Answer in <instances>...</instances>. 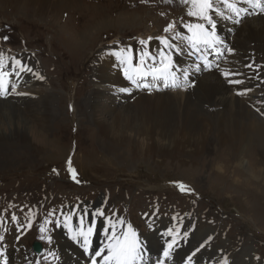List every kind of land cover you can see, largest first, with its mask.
<instances>
[{"label":"rangeland","instance_id":"374dc122","mask_svg":"<svg viewBox=\"0 0 264 264\" xmlns=\"http://www.w3.org/2000/svg\"><path fill=\"white\" fill-rule=\"evenodd\" d=\"M188 6L180 0H45L40 6L34 0L29 5L25 0H0V53L4 54L5 68L11 67L13 58L23 59L31 63L27 68L30 71L26 69L29 78L38 81L29 88L21 75L25 83L11 100L16 101L22 94L38 106L39 97L46 100L47 94L53 98L44 126L37 122L39 119H17L13 124L2 120L0 236L4 239L0 250L6 252L4 264H74L72 256L81 245L72 241L74 235H68L66 244L75 253L56 249L55 243H62L56 236L55 221L67 218L78 208L97 205L99 198L106 202L107 216L129 221L142 234L149 226L148 218L184 216L188 222H200L198 230L207 227L215 233L217 253L233 254L226 260L230 264H264V154L257 152L252 160L246 158L247 162H256L254 175L263 172L262 179L254 180L237 171L232 162L221 161L217 149L198 150L195 162L184 155L183 161L177 159L179 156L162 159L156 155L157 150L150 155L132 153L112 139L109 131L105 135L99 132V122L115 125L108 112L118 111L124 102L109 99V92L102 86L99 90L104 91L99 92L103 95L95 99L101 111L94 113L90 106V92L97 91L99 85L95 73L100 63L110 76L113 72L117 83L125 80L127 91L110 87L120 97L153 94L142 86H132L124 67L107 53L117 50V46L130 47L133 62H138L143 49L149 52L152 45L142 48L139 41L156 35L157 30L173 36L183 30L184 24L197 20L186 14ZM213 18L225 19L218 15ZM257 18L243 24L254 23ZM172 23L178 24L166 32ZM220 24L225 27V20ZM242 25L236 31L234 46L239 33L241 38L242 32L251 27ZM5 36L7 41L2 39ZM175 63L182 67L188 61L177 56ZM196 77L191 75L183 87L194 83ZM8 87L6 79L3 92ZM2 96L0 100H6ZM26 106L21 111L32 107ZM179 150L191 153L186 146ZM69 161L75 176L69 172ZM217 162L222 172L216 171ZM241 179L245 183L241 184ZM5 222L11 223L12 230L7 231ZM42 227L44 232L40 231ZM13 239L18 242L13 244ZM35 241L44 245L42 254L29 255L26 260L19 257L21 252L35 253L31 248Z\"/></svg>","mask_w":264,"mask_h":264},{"label":"bare ground","instance_id":"6f19581e","mask_svg":"<svg viewBox=\"0 0 264 264\" xmlns=\"http://www.w3.org/2000/svg\"><path fill=\"white\" fill-rule=\"evenodd\" d=\"M32 1L33 0H25L28 5L31 4ZM44 1L45 0H34V3L40 6ZM214 15L216 14H212V16ZM224 20L225 19H219L220 23ZM248 22L249 21L245 22L242 27H251L246 28L244 32L240 31L242 32L241 38L239 33L238 39L236 37V46L233 45L237 51L235 59L237 62L245 64L254 62V66H257L258 63L261 69L254 73V75L258 77L255 81L245 82L242 87L237 89L227 88L219 77L212 72L205 74L204 76L196 77L194 87H191L188 84L183 87V89L176 92L135 94L130 98H124V96L120 97V93L112 91L110 87L115 85L119 89L120 87H123L124 89L129 90V87H125L126 85L123 83L125 80L121 82L123 85L119 81V83H117L116 76L113 77V72H110L112 73L110 76L106 71L107 68L103 66V63H100L99 65L97 64L98 67L97 72L95 71V80L99 85L97 91L92 90L90 92L89 99L93 112L95 113L97 110L101 111L95 103V99H97L98 96L100 97L103 95L99 91H108L109 99L112 97L114 102H117L118 100L124 102V106L119 108L118 111L115 112V110H108L109 116H111V123H114L115 125L111 126L104 121H102L103 123L99 122V132L105 135L109 131L112 135V139L115 141L117 139L121 146H126L132 153L140 152L141 155H150L149 153H154L155 150H157L156 155H159L162 159L167 156H179L177 158L178 160L180 159L183 161L184 158H187L190 161L195 162L198 150L212 152L217 149L218 157H223L221 161L228 163L232 162L233 165H236L235 167L237 171H243L246 177H251L254 180L262 179L263 172L259 171V175H254L253 168L256 166L255 160L252 161L253 163H250L247 162L249 160H246V158L252 160L254 158L252 155H256L257 152L264 154V123L259 119H264V113L260 111L252 112L245 105V99L241 100L234 96L235 92L241 91L243 88L245 90H252L254 88V82L260 84V81L264 80V14L258 15L257 20H255L257 23L251 22V24H249ZM145 36H147V34L143 37ZM128 39H126V41ZM109 43L110 42H107V44ZM251 44L252 47H250ZM18 60L26 66V69L31 65V63H28L23 59ZM104 61H106V59ZM10 68L12 70L15 68V72L21 73V75L25 77L27 81L25 84L27 87L30 88L31 85L38 82L37 80L33 82V80L29 78L26 70L19 71V66L12 64ZM98 69H100V73ZM112 78H114V81H112ZM230 80L236 81L240 79L233 78ZM102 86L105 87L104 90H99ZM132 86L134 85L132 84ZM260 87H263L264 89V81ZM21 95L16 101L11 100L13 95L6 100H0V127L2 125V120H4L5 123L13 124L17 119L26 122L27 118L31 120L39 119L37 122H42L44 126L46 123V111L48 105L51 107L53 98L45 94L47 99L45 100L43 96L39 97V99H41L37 106L31 98L28 99ZM131 98L133 99L130 101ZM262 100H264V97ZM26 105H32V107L21 111L22 106L28 107ZM76 107L77 104L76 106L74 105V109H76ZM116 126L118 129H115ZM19 135H21L22 138L24 137L21 133ZM181 139L184 140V142H182ZM180 146L188 147L191 153L183 154L182 151L179 150ZM253 150L255 151L251 153ZM182 155L188 157H184L182 160ZM215 168L217 172L223 171V167H221L219 162H217ZM220 174L223 175L222 173ZM242 182L245 183L243 179H241V184ZM235 183L237 182L235 181ZM88 206L90 205L80 208L83 213L87 214L85 211L88 209ZM92 210L94 211V207H92ZM123 225L125 226V224ZM162 231L163 230L159 227H153L152 235L143 238V240L146 243H149L152 248H154L153 244L157 247V241L155 238L157 237V234ZM209 233L208 230H202L198 235H193V247L203 241ZM241 237L243 238V236ZM152 241L154 243H152ZM55 248L62 250L63 252L67 251V253H75L72 248L68 247L65 241H62V244H57ZM27 254L21 252L19 257L26 260L29 255H35L33 252ZM61 254L63 253L61 252ZM222 254L223 252H221V255ZM211 255V258H214L216 254ZM4 260L5 257L0 259V263L4 264ZM220 264H225L224 256L222 257ZM227 264H230V261H227Z\"/></svg>","mask_w":264,"mask_h":264},{"label":"snow or ice","instance_id":"6c2138e0","mask_svg":"<svg viewBox=\"0 0 264 264\" xmlns=\"http://www.w3.org/2000/svg\"><path fill=\"white\" fill-rule=\"evenodd\" d=\"M171 0H165V3H170ZM217 2H222L234 15H239L240 12L245 11V9L240 8L234 2V0H217ZM251 7H261L264 10V0H245ZM182 5H189L187 9V15L193 17L197 20H203L207 22V26L204 23H187L183 27L191 34L188 37H183L182 34L177 33L181 39H187L188 46L193 49L194 52H200L203 50L207 51L209 48L215 49L217 43H220L219 37L215 34V22L213 20L212 14L222 16L223 13L220 12L214 6L213 0H180ZM238 22V21H237ZM174 23L169 24L165 29L168 32L170 29L174 28ZM208 26H211L209 28ZM175 38V37H174ZM3 40L7 41L8 37H3ZM152 38L150 37L149 40ZM160 43L165 47L171 49L173 45L166 38H158ZM141 45H146L147 41H139ZM229 51H231L229 49ZM132 49L130 47L123 48L117 46V50L107 53V55L114 56L121 66L124 67L125 76L131 81L132 84L137 87H148L147 84L141 85L140 81L146 79L148 76H151L153 81H163L164 87L177 88L180 87L179 77L176 75V71L169 53H165L163 49L160 50L158 56H153L150 52H141L139 56V61L134 63L133 57L130 55ZM192 54V53H190ZM203 61V66L205 70L210 68V62L205 58L204 55L198 57ZM148 61H151V64H148ZM167 61V62H166ZM13 64L19 66V71L26 70V66L22 64L21 61L13 58ZM147 65V66H146ZM6 67L5 57L3 53H0V92L5 88L6 77H10L14 74L15 68L12 71L6 72L4 69ZM30 71V69H27ZM199 71V66H197ZM224 75L226 77L230 75H237L231 71H225ZM186 79V74H185ZM229 83H242V81L229 80ZM14 90V89H13ZM121 91H127V89H121ZM69 172L75 176L74 169L71 167V161H69ZM182 190H185L184 185H180ZM190 191V190H188ZM13 220L16 219L15 216L12 217ZM47 223V221H46ZM121 226L124 224L123 220L118 222ZM117 224L109 220V233L108 229L105 230L108 243L104 248L96 250L91 253L92 259L91 264H101L96 258L100 257L102 264H143V245L139 241L137 234L132 231L131 225L128 226V231H116ZM41 232H44V228L40 229ZM81 235H83L84 230H78ZM87 234L92 233V226H89L86 229ZM169 235H172L171 232ZM186 235V234H185ZM44 237H41L43 239ZM75 238V237H74ZM3 236H0V242L3 241ZM49 243L51 238L48 237ZM178 239L176 236H172L170 242H168L167 247L163 252L164 260H158L157 264H165L167 258H170L171 251L174 246L177 245ZM85 252H89V241L87 235H84L82 245ZM106 249V254L105 253ZM195 254V253H193ZM3 251H0V257H3ZM191 260V257L188 258ZM225 264L227 261L225 260Z\"/></svg>","mask_w":264,"mask_h":264},{"label":"water","instance_id":"95a60500","mask_svg":"<svg viewBox=\"0 0 264 264\" xmlns=\"http://www.w3.org/2000/svg\"><path fill=\"white\" fill-rule=\"evenodd\" d=\"M33 250L37 253L40 252V246L39 245H36L35 243L33 244Z\"/></svg>","mask_w":264,"mask_h":264}]
</instances>
